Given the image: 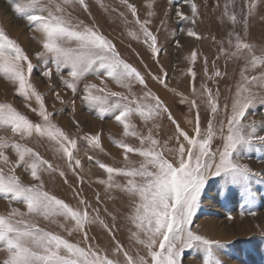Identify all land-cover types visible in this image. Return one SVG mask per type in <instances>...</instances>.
<instances>
[{"label": "snow or ice", "instance_id": "obj_1", "mask_svg": "<svg viewBox=\"0 0 264 264\" xmlns=\"http://www.w3.org/2000/svg\"><path fill=\"white\" fill-rule=\"evenodd\" d=\"M98 2L105 7L102 0ZM8 3L15 16L26 21L32 39L39 45L34 55L45 65L42 76L51 83L55 72L63 88L70 90L73 97L78 96L99 119L108 117L121 126V138H113L112 142L121 150L123 165L112 166L94 160L93 156H88V160L106 174V178L96 179L104 186V192H118L126 199L125 219L132 246L126 247L116 239L118 214L106 206L94 207L82 189H72L75 206L46 190L43 174H58L68 183L65 168L46 159L27 142L36 139L47 143L83 184L84 177L77 171L82 169V163L75 155L79 151L78 140L103 152L101 135L85 133L74 137L55 122V106L54 111L48 110L44 95L33 83L36 65L28 51L0 25V78L13 86L25 107L39 118L33 121L13 104L0 102V129L12 134L0 136V199L7 202L6 213L0 214V253L4 254L0 264H183L186 250L202 252V264H223L224 245L195 230L193 221L206 185L214 177L222 181L224 195L238 191L243 201L241 208H246L241 216L256 215L253 182L264 185V170L256 171L242 162L254 150L264 153V121L248 120L255 104L264 105V42L258 45L250 38L251 21L257 14L256 0H240L239 12L234 10L236 0H225L220 20L228 30L216 40L219 54L215 59L210 62L196 49L184 56L190 66L203 60L205 79L199 88L193 67L187 70L191 77L188 94L169 88L168 73L162 65L160 75L148 73L179 97V104L187 106L192 115L191 119L186 118L190 127L182 126L165 100L149 87L145 74L122 57L116 44L97 24L85 23L76 14L81 9L91 16L89 0ZM181 3L190 6V14L176 5L178 21L197 25L200 5L196 0ZM260 3L264 4V0ZM122 5L136 26V30H128V36L142 41L160 64L162 47L150 27L155 12L148 11L146 18L141 19L129 0H122ZM147 7L151 9L153 5L149 3ZM164 15L167 17L168 12ZM119 16L128 23L124 12ZM160 25L165 26V21L161 20ZM182 31L196 40L204 38L194 27ZM175 46L184 48L179 39ZM222 57L224 70L218 66ZM228 61L239 63L240 70L228 88L230 95L222 96L219 84L229 77ZM63 70H67L66 75ZM90 76H95L99 83L91 82ZM106 80L122 90L113 91ZM55 99L65 103L60 92L55 93ZM70 102L75 112L76 99ZM202 112L207 114L206 121ZM165 121L171 127L170 134L165 133ZM73 123L79 131V121L74 119ZM258 159L264 160V155ZM18 169L27 173L32 183H25L17 174ZM95 201L97 205L103 202L100 193L95 194ZM18 205H23V210ZM41 219L57 225L66 235L41 227ZM93 225L111 236L112 247L92 242L95 238L89 231ZM74 233L81 236L80 241L68 238Z\"/></svg>", "mask_w": 264, "mask_h": 264}, {"label": "rangeland", "instance_id": "obj_2", "mask_svg": "<svg viewBox=\"0 0 264 264\" xmlns=\"http://www.w3.org/2000/svg\"><path fill=\"white\" fill-rule=\"evenodd\" d=\"M102 2L105 6L103 8L100 6L98 0H89L91 16L84 13L81 9H77L76 14L79 15L80 19L84 20L85 23L97 24L100 31L116 44L122 57H124L128 62L133 63L142 73L145 74L149 87L154 93L165 100L174 115L181 122L182 126L190 127L187 125L186 118L191 119L192 115L188 113L187 106L179 104V97L175 96L173 92L165 89L162 85L153 80L148 73L151 72L153 75H160L162 65L164 71L168 73L167 82L169 84V88H175L179 92L188 94L191 90V77L187 74V70L189 67H193L197 72V79L195 81L196 87L199 88L200 84L205 79L202 71L203 60L200 59L197 61L195 66H190L184 60V56L187 55L190 50L196 49L200 52L201 57L207 56L211 62V60L215 59L219 54L216 40L224 37L226 31L228 30L220 20L225 0H196V2L200 5L201 18L195 26L191 25L187 21L180 22L175 16V12L177 10L176 5L178 4L180 5L181 11L186 14H190V6L186 3H181V0H172L171 3L169 0H129V3L136 6L141 19L146 18L148 11L155 12V15L151 17L153 23L150 27L152 31L158 35V41L162 47V51L159 56L160 64L155 62L150 50L142 43V41L133 40L128 36V30H136V26L133 22L134 18L122 5V0H102ZM149 3L153 5L151 9L147 7ZM218 3L220 7H217ZM256 3L257 14L251 21L250 38L254 43L260 45L261 42H264V20H262V17H264V4H261L260 0H256ZM239 4L240 0H236L237 6L234 10L237 12L240 11ZM231 7L230 3V8ZM105 9L108 10L106 11ZM111 9H116V11H111ZM165 11L168 12L167 17L164 15ZM120 12H124L128 21L127 24L125 19L119 16ZM161 20L165 21V26L160 25ZM0 25H2L8 34L12 38L17 39L18 42L28 51L33 63L36 65L32 80L37 89L44 95V98L46 97L45 103L48 110L50 111L51 109H54L53 105L57 107L63 105L64 108L66 107L65 111H63L65 113H56L54 115L55 122L59 123L57 119L60 115H63V120L68 126L67 131L74 137H82L85 133H99L101 135V144L104 149L103 152L99 149H91L82 139L78 140L77 146L79 151L75 155L82 163V169H77V171L84 177L83 184L79 182L77 176L74 175L71 170L66 168L64 161L57 157L55 153L49 149L47 143L42 141L38 142L36 139L28 141L27 143L29 146L34 147L46 159H49L50 161H53L65 168L68 183H64V178L59 177L58 174H53L51 176L47 173L43 174L46 190L75 206L77 200L73 196L72 189H82L84 197L88 199L94 207H100L103 209L106 206L109 211H115L118 214V219L116 221L118 230L115 233L116 239L126 247H131L132 242L129 240L128 232L129 224L125 219L128 212L127 201L122 198L121 194L118 192H104V186L96 183V179L106 178V174L95 165L94 161L88 160V156H93L94 160L98 159L101 162L112 166L123 165L121 150L118 149L112 142L113 138H121V126H119L114 119L108 117L103 120L99 119L94 111H90L86 105L81 103L78 96H71V91L63 88V85L61 84L59 77L55 75V72L51 83L42 76L41 73L45 69V65L38 61L34 55L35 51L39 49V45L32 39L33 34L29 30L26 21L15 16L8 0H0ZM188 27H194L195 30L198 31L204 38L196 40L195 38L187 37L185 31L182 30H186ZM157 28L160 29L159 32H156ZM213 37L216 39L214 40ZM176 39H179L184 45L183 49L176 48ZM145 65H147V67H145ZM48 66L53 67L54 69V65L51 63H49ZM209 66H211V64ZM218 66L221 70H224L225 59L223 57L218 61ZM239 70V63L228 61L227 71L229 73V77L219 84L222 96L230 95L228 88L233 83V80L238 76ZM63 71L66 75L67 70ZM89 80L94 83H99V80L95 76H90ZM6 82V80L0 78V83ZM106 82L108 87L110 86V89L113 91L122 90L113 82L107 80ZM209 86L215 87L211 83H209ZM1 88L0 102L11 103L33 121H38V116L25 107L23 99L14 93L12 85L7 87L11 90L9 91L11 99L5 95L3 87ZM56 92L64 93V95H61L65 104H61L56 99L52 100L51 96H54ZM72 99H76L75 112L72 111L73 105L70 102ZM33 107H36L34 101ZM77 109L79 111H77ZM87 118L88 120L94 121L98 124L99 128L96 133H92V131L89 130V121H86ZM74 119L77 121L80 120L79 131H77L76 125L73 123ZM202 119L206 121V113L202 112ZM248 120H255L256 122L264 121V105L259 103L255 104L253 109L248 114ZM164 123L165 133L170 134L171 127L168 125L167 121ZM58 125L62 126L60 123ZM4 130L5 129H0V136H12L10 131ZM261 134H264V132ZM261 155H264V153L256 152L254 150L247 157H245L242 162L249 164L250 167L256 171L264 170V160L258 159ZM133 159H136V157H133ZM17 174L21 176V179L25 183H32L31 177L27 173H24L22 169H18ZM117 179L119 180L120 178ZM253 188L257 194L256 206L253 209V211L256 212L255 216L247 214L244 216L240 215L241 211L246 212V208H241L243 201L241 200L238 191H233L227 196L224 195L222 191V181L220 178H211L209 183L206 185L205 193L201 197V206L197 210L196 216L194 217L193 227L201 234L206 235L211 239L221 241L224 245L221 255L223 264H264V185L253 182ZM96 193H100L103 201L99 205H97L95 201ZM109 196L114 198L109 199ZM1 204L2 206L7 205V202L0 199V206ZM18 206L23 210V205ZM6 211L7 210L4 211L0 207V214H5ZM229 216L232 217L231 220L228 219ZM104 218L111 222L110 217L105 216ZM38 223L46 230L66 235V233H63V230L55 224H51L42 219L39 220ZM89 235L95 238L92 241L93 243H99L105 248L112 247L114 243L111 236L98 225L91 226ZM68 238L74 241L81 240V236L76 233ZM3 257L4 254H0V259H3ZM202 257V252L186 250L183 258V264H202Z\"/></svg>", "mask_w": 264, "mask_h": 264}, {"label": "bare ground", "instance_id": "obj_3", "mask_svg": "<svg viewBox=\"0 0 264 264\" xmlns=\"http://www.w3.org/2000/svg\"><path fill=\"white\" fill-rule=\"evenodd\" d=\"M9 85H11L10 83H8V82H6V83H0V86L1 87H3V89H4V92H5V95L8 97V98H10L11 99V97H10V92L9 91H11L10 90V88H7V87H9ZM0 87V88H1ZM109 88H111L110 86H109ZM2 89V88H1ZM0 89V90H1ZM13 90V89H12ZM2 92V91H1ZM1 94V93H0ZM62 95H64V93H61ZM5 95H2V96H5ZM1 96V97H2ZM72 96V95H71ZM52 97V100L53 99H55V95L53 96H51ZM46 98V97H45ZM2 100V99H1ZM5 100V99H4ZM8 100V99H7ZM51 100V99H50ZM50 102H52V101H50ZM65 104V103H64ZM53 105V104H52ZM53 106H55V105H53ZM78 106V105H77ZM65 109H66V107L64 108V106L63 105H60V106H55V110H56V113H61V114H63V113H65V112H63V111H65ZM50 111H54V109H51ZM77 111H79L78 109H77ZM63 112V113H62ZM77 113V112H76ZM57 119V118H56ZM79 120V119H78ZM82 120V119H81ZM57 121L60 123V124H62V126H60L61 128H63L66 132H68L67 130H68V126L65 124V121L63 120V115H60L59 117H58V119H57ZM80 121V120H79ZM86 121H89V125H88V128H89V130L90 131H92V133L94 132V133H96V131H98L97 129L99 128L98 127V124L97 123H95L94 121H91V120H88V118L86 119ZM59 123H57V124H59ZM80 123V122H79ZM110 126V125H109ZM111 127V126H110ZM6 130V129H5ZM4 130V131H5ZM71 130V129H70ZM8 131V130H7ZM6 131V132H7ZM68 133H70V132H68ZM80 134V133H79ZM78 137V136H77ZM107 141V140H106ZM108 143V142H107ZM107 145V144H106ZM108 149V148H107ZM25 176V175H24ZM23 176V177H24ZM1 208H2V210H7V205H3L2 206V204H1V206H0ZM221 238V237H220ZM0 254H3V253H0Z\"/></svg>", "mask_w": 264, "mask_h": 264}]
</instances>
